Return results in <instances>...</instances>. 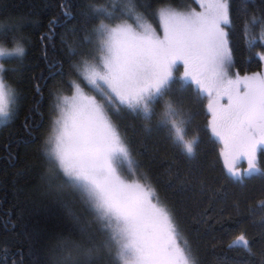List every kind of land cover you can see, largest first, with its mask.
Masks as SVG:
<instances>
[{
  "label": "snow or ice",
  "instance_id": "6c2138e0",
  "mask_svg": "<svg viewBox=\"0 0 264 264\" xmlns=\"http://www.w3.org/2000/svg\"><path fill=\"white\" fill-rule=\"evenodd\" d=\"M200 4L199 12L159 8L152 13L158 14L159 30L139 10L147 6L135 0L122 5L118 0H105L86 6V19L99 23L78 45H68V55L70 59L80 57L72 67L94 95H85L79 84L70 98L61 96L58 88L53 91L55 116L44 142L41 181L57 195H77L103 239L94 243V234L81 228L88 243L74 244L73 251L56 258L55 264H203L193 242L180 233L174 213L160 199L151 177L140 172L139 162L113 119L126 111L142 120L146 131L153 127L163 131L180 155L195 157L199 133L188 136L194 113L183 97L180 102L171 99L174 85L183 92L188 83L194 86V101L208 99V128L223 145L220 156L225 180L243 184L246 178L264 177V167L257 160L258 149H264V74L232 73V40L226 31L234 27L230 0H200ZM238 13L244 17L240 29L244 44L249 49L264 47V13L249 15L247 7ZM21 27L19 19L0 24V58L23 57ZM88 45L94 54L83 50ZM258 59L264 61V55ZM178 62L184 73L177 80ZM6 71L0 63V118L5 123L14 115L18 95L6 82ZM242 158L248 167L240 171ZM174 178L182 186L195 180L181 178L179 173ZM219 191H206L201 182L199 194H208L211 201ZM259 207L264 209V200ZM249 213L254 215L255 210L249 208ZM201 215L207 216V211ZM261 224L264 227V217ZM234 247L257 255L246 233L235 237L229 245ZM259 264H264V252Z\"/></svg>",
  "mask_w": 264,
  "mask_h": 264
},
{
  "label": "trees",
  "instance_id": "16d2710c",
  "mask_svg": "<svg viewBox=\"0 0 264 264\" xmlns=\"http://www.w3.org/2000/svg\"><path fill=\"white\" fill-rule=\"evenodd\" d=\"M90 2L104 3L105 0H0V24L21 20L18 34L23 37L25 48L23 57L2 59L8 70L4 73L6 82L18 95L12 118L7 123L0 121V264H55L56 258L73 251L74 244L88 243L81 235V228L94 234V243L103 239L77 195H57L41 181L45 171L44 142L55 116L52 93L58 88L60 95L65 96L71 93L75 82L82 83L72 67L80 57L70 59L68 45H78L99 23L89 22L84 15ZM125 2L118 0L120 5ZM135 2L147 6L139 10L155 25L158 14L152 13L163 6H196L195 0ZM230 2L234 27L226 31L232 40V72L241 76L264 74V61L258 59L264 55V47L257 45L249 49L244 44L240 38L244 17L238 13L244 7L249 15L264 13V0ZM83 50L94 54L92 45ZM176 88L174 85L171 99L180 102L183 97L185 106L194 113L189 138L199 133L196 155L191 159L180 155L163 131L154 127L146 131L144 122L132 114L122 111L113 119L139 162L140 172L151 177L160 199L174 213L180 233L193 242L203 264H259L260 253L264 252L261 235L264 209L259 207L264 200V177L246 178L243 184L225 180L227 173L220 156L223 145L208 128L211 119L208 99L194 101V86L188 83L183 92ZM160 110L158 105L157 112ZM152 124L155 125V117ZM257 160L264 167V149H258ZM247 167L246 159L238 161L240 171ZM176 173L181 178L195 177V180L191 185L182 186L174 178ZM201 182L206 191L220 190L215 199L210 201L208 194H199ZM249 208L255 210L254 215L249 213ZM205 211L208 215L202 216ZM241 233H246L256 256H250L242 248H229Z\"/></svg>",
  "mask_w": 264,
  "mask_h": 264
},
{
  "label": "rangeland",
  "instance_id": "374dc122",
  "mask_svg": "<svg viewBox=\"0 0 264 264\" xmlns=\"http://www.w3.org/2000/svg\"><path fill=\"white\" fill-rule=\"evenodd\" d=\"M195 2H196V6L195 7H192V8H176V7H171V8H173L175 11L185 12V13L186 12H191V11H195V12L202 11L201 4H200V0H195ZM204 2L206 3L207 0H204ZM148 22L151 23L154 28H157V30L160 29L159 17H158V23H157V25L153 24L150 21H148ZM161 35H162V32H161ZM2 59H4V58H0V63H2ZM82 72H83V69H82ZM183 73H184V66H183V64L181 62H178L177 66H176V69L174 71V76H175L176 79H179V77H181ZM232 73H233V75H235L234 72H232ZM250 75H252V74H250ZM77 84H79L82 87L83 92H84L85 95H87V96L94 95V93L91 91L90 88L84 86V83L83 82L82 83L81 82H75L73 84V89H72L71 93H69L68 95H65L66 97H69L70 98V97H72L75 94V86ZM2 119L3 118H0V121Z\"/></svg>",
  "mask_w": 264,
  "mask_h": 264
}]
</instances>
